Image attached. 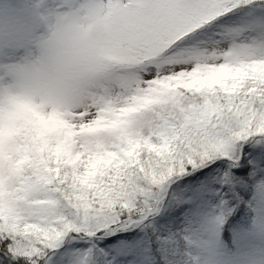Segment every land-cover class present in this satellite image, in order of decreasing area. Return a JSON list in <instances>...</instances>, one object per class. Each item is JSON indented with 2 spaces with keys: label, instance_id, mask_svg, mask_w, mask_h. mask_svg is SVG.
<instances>
[{
  "label": "snow or ice",
  "instance_id": "obj_1",
  "mask_svg": "<svg viewBox=\"0 0 264 264\" xmlns=\"http://www.w3.org/2000/svg\"><path fill=\"white\" fill-rule=\"evenodd\" d=\"M114 14L166 50L121 127L0 195V264H264V0Z\"/></svg>",
  "mask_w": 264,
  "mask_h": 264
},
{
  "label": "rangeland",
  "instance_id": "obj_2",
  "mask_svg": "<svg viewBox=\"0 0 264 264\" xmlns=\"http://www.w3.org/2000/svg\"><path fill=\"white\" fill-rule=\"evenodd\" d=\"M120 4L0 0V180L5 190L45 165L28 158V174L21 175L8 155L20 149L6 135L29 112L46 140L64 147L63 156L92 147L122 126L125 110L140 95L145 65L155 59L135 69L113 70L114 63H130L154 50L153 41L129 31L114 14ZM68 131L75 137L69 139Z\"/></svg>",
  "mask_w": 264,
  "mask_h": 264
},
{
  "label": "trees",
  "instance_id": "obj_3",
  "mask_svg": "<svg viewBox=\"0 0 264 264\" xmlns=\"http://www.w3.org/2000/svg\"><path fill=\"white\" fill-rule=\"evenodd\" d=\"M170 47V45H168ZM161 49V48H160ZM153 50V52H149L146 55H142L136 58L135 61H131L130 63L120 62V63H114L113 70L115 68L119 69L120 67H125L128 69H135L137 67H140V65L151 61L152 59H156L158 55H160L164 50H166V47L161 50ZM115 67V68H114ZM104 73L108 71L107 67L102 69ZM32 119H35L33 123H29V121H33ZM36 121V122H35ZM37 117L35 114L29 112V117L24 121L20 120L13 126V129L8 131L10 133H7L8 140L12 143V145L20 149L16 154L10 155L12 157V164L14 166V169L17 173L21 175H27V161L28 158H31L32 160L36 159H42L45 162V165L49 162H53L54 159L61 158H67L71 155L70 151L66 152V155L63 156L64 147L59 145H52L49 140H46V137L44 136V133H42V128L35 127L33 124H37ZM65 129V126H63ZM67 128V127H66ZM70 130V129H69ZM69 133V131L67 132ZM69 139H72V137H75V134L72 133L70 135L69 133ZM72 141V140H71ZM22 148V149H21ZM58 150V154L55 155V151ZM52 152V155L50 154ZM70 153V154H69ZM5 190V186L3 185V182L0 180V195L3 194Z\"/></svg>",
  "mask_w": 264,
  "mask_h": 264
}]
</instances>
